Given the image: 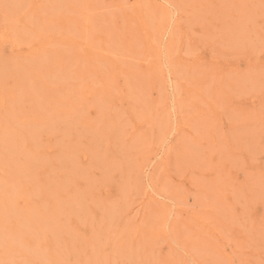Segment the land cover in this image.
Masks as SVG:
<instances>
[{"label": "rangeland", "instance_id": "1", "mask_svg": "<svg viewBox=\"0 0 264 264\" xmlns=\"http://www.w3.org/2000/svg\"><path fill=\"white\" fill-rule=\"evenodd\" d=\"M2 34L9 40L0 42V85L19 99L8 125L14 137L22 127L40 131L36 146L29 140L38 166L27 186L47 191L65 175L76 201L57 233L22 220L16 243L32 263L15 257L21 264H148L147 249L151 264H167L173 248L193 258L188 264H264V0H0ZM10 44L22 58L11 56ZM162 46L172 47L180 70L170 77L163 63L153 85L150 50ZM100 54L118 64L114 74ZM176 84L184 102L175 112ZM88 92L90 127L21 125ZM212 177L230 197L228 209L213 198ZM47 194L32 197L37 208L59 204ZM159 204L168 207V225ZM208 209L224 223L235 260L211 240L203 250L188 240L193 218Z\"/></svg>", "mask_w": 264, "mask_h": 264}, {"label": "bare ground", "instance_id": "2", "mask_svg": "<svg viewBox=\"0 0 264 264\" xmlns=\"http://www.w3.org/2000/svg\"><path fill=\"white\" fill-rule=\"evenodd\" d=\"M255 1H257V0H255ZM229 26H230V24H229ZM78 39H79V37H78ZM4 40H9V39L7 38V36L5 34L0 35V42H2V41L5 42ZM10 50H11V53H13V54H11L12 57L22 58L20 54H17L16 51H18V50L14 44H10ZM150 51H151V56H153L155 59L154 62H152V64L150 65V68L148 69L149 79H150V82L153 83V85L159 82L157 77L160 74L161 70H162V73L165 72L163 69V63H164V65H166V67L164 66L165 70L166 69L168 70L166 72V74L170 75V77L172 74H176L177 71L180 70V66H179V68H176L179 65V63L177 65V63L175 62L174 51H173L172 47H170V46L156 47L154 49H151ZM100 55H101V60H99V63L108 64L107 65L108 73L110 75L114 74L115 73L114 69H116L118 67L117 66L118 64H116L114 61H111L108 58V55H105V54H100ZM91 58L92 57H90V59ZM2 59L7 64V66L11 65L10 58L3 57ZM163 59H165V61ZM171 60L174 63H171ZM137 79H139V78H137ZM105 80H107V79H105ZM107 81H109V80H107ZM206 83H209V82H206ZM2 88H3L2 85H0V114H1L0 119L3 120V122L0 121V173H1L0 174V264H21L17 260L18 258L26 259L29 262H31L29 260V257L23 253V250L21 248L17 247L18 244L16 243V241L18 239L21 240L23 238V236L25 235V229L22 225V220H25L26 218L33 220V221H30V223L37 230L38 229L46 230V231H51L53 233H57V232L61 231L62 227L64 225V218H65V217L63 218V216L64 215L71 216L74 214V212L72 211L73 209H71L70 207L73 204H76L75 199L73 197H71V195L75 192V189H73L71 191L68 190L66 182H69V181L65 175L61 176L60 184H51L47 191L40 189L38 184H36L33 188L27 186L28 184H30L29 172L36 169V167L38 166V163H36V158L38 157V153H37V151H35L32 144L29 142V140L32 139L31 141H33V143L36 146L37 145V138L36 137L40 136V131L35 130V131H28L27 133H25V131L22 127L20 129V132L17 134V136L21 137L23 139V141L21 144L20 143H18L17 145L15 144L14 140L18 141L17 136L14 137V134H12L13 128H11L8 125V122H10V120L14 116V109H15L16 104L19 101V99H18V96H16L14 93L4 91V90H2ZM172 90H173V98L172 99H174L173 101L175 102L174 108L173 107L172 108L176 112L178 107H180L182 105V102H184V100H183V94L184 93H183L182 87L179 86L178 84H176V86L174 85V88L171 89V91ZM57 93H59V92H57ZM54 95H52V98H54ZM56 97H57V95H56ZM52 100L58 103L57 99H52ZM92 102H93V95H91V93L88 92V94H85V96L82 99H79L78 102L72 106L71 105H64V106L57 108V107H55V103H52L51 108H49L47 112L38 114L36 116V118H30V119L21 121V125L26 126V124L29 123V124H32L33 126L38 127V128H40V127L43 128V127L48 126L49 123L50 124H54V123L57 124L59 122V124H61V123H63L62 120H65L68 122H74V123L77 122L78 124L83 125L84 127H90V125H93V123L87 122L88 119H85V117L83 116V112L92 107L91 106ZM203 102H204V98H203ZM204 104L207 106L208 102H204ZM207 107L211 110V108L209 106H207ZM32 113H34V112H32ZM171 113L172 112L170 109V116H171ZM182 120H184V119L182 118L179 120L180 123ZM179 121H178V124H179ZM172 122L170 119L169 124L172 125ZM178 126H181V125H178ZM208 128L209 127H207L206 130H208ZM179 129H181V131L183 130L182 128H179ZM205 132L209 133L208 131H205ZM54 136H55V134H54ZM181 143H183V142H181ZM174 148H175V146H174ZM56 152L58 155L61 154L60 149L58 147H57ZM66 159L67 158H62L61 161L65 162ZM150 167H151V165H150ZM2 173H5V175H3ZM217 176H219L218 173H217ZM220 176H221V174H220ZM215 179H216L215 177H212L210 180L211 181L210 187H212V189L213 188L215 189L214 194H212L214 196L213 198H215V195H217V197L215 198L216 202L221 203V205L223 207L227 208V204H225L223 202L230 201V197L228 195H226V193L224 194L226 196H222L223 194H221V190H219V188L216 187V185H218L216 183V181L217 180L219 181V179H217L216 181H215ZM221 183H222V181H221ZM224 183H225V181H224ZM220 186H221V184H220ZM240 189L241 188H239V190ZM149 191H150V189H149ZM207 191H208V189H207ZM38 192L48 193L46 196L57 200L59 204H57L53 210H46V209L37 208L36 207L37 203L35 201H33L32 197L36 196L35 194ZM189 192H191L190 189H189ZM62 193H64V195H62ZM211 193H213V192H211ZM197 194H199V193L197 192ZM202 194H201V197L203 199L205 198V200H206V198L209 199L212 196V195H210L204 191H202ZM52 195H54V196H52ZM215 199H212L213 202L215 201ZM205 205L207 207L212 206L211 203H209V202H207V203L205 202ZM13 207H14L15 211L21 212V214H16V212L13 210ZM213 208H215V207H213ZM167 211H168V207L166 205L159 204L158 212H159V215L162 216V220H164V223L166 225H168L167 224L168 219L166 216ZM79 214H80V212H79ZM193 220L195 221V225H196L197 229L191 228V232H193V234H192L193 236L188 238V240H192L194 245H196V246H199V241H200L201 242L200 243L201 248L198 250H203L205 247L210 246V240H211L212 246L213 247L216 246V248H215L216 251L220 248L224 251V253L226 252L227 255L225 254V256L228 260L229 259L235 260L232 257L231 253L228 252L227 247H226V244L228 243L224 238V232L226 231V227L224 226V223L222 222V220L217 216V214L213 210H210V209H208V211L201 210L197 213V216L195 218H193ZM165 224L163 226V229H164V232L167 233L166 228H165L166 227ZM178 239H180V238L178 237ZM233 240H236V238L232 239V241H230V240L229 241L233 242ZM171 241H172V239H171ZM172 242H174V241H172ZM234 243H237V242H234ZM178 244H180V243H178ZM89 247H93V245H91ZM121 247H123V244ZM148 247H149L148 243L143 242V248L147 249ZM171 247H172V245H171ZM235 247L237 249L236 251H237V257L238 258H240V257L242 258L243 256L247 255V251L245 250V248L243 247L242 244H240V243L235 244ZM151 250L152 249H150V251ZM173 250H174V254L172 253V255H173L171 257L172 260L170 262L168 261L167 264H188L189 258H190V260H193L192 257H189L187 255L189 257L188 258L184 253H182L183 252L182 250H181L182 252H180V250L178 251L174 248H173ZM150 251L148 252V249L146 250L148 255H147V257H145L146 261L143 263L151 264V258H149L150 254H151ZM139 252H140V250H139ZM14 253H19L20 255H13ZM15 257H18V258H15ZM202 260H204V259H202ZM236 261H233V264H235ZM54 262H55V264H66V262H64V260L62 258H55ZM141 262H142V260H141ZM163 263H161V264H163ZM190 263H191V261H190ZM192 263H193V261H192ZM36 264H38V263H36ZM152 264H155L154 259L152 261Z\"/></svg>", "mask_w": 264, "mask_h": 264}]
</instances>
